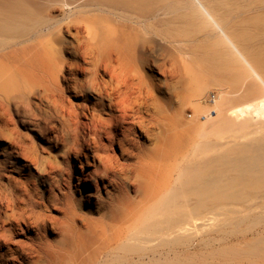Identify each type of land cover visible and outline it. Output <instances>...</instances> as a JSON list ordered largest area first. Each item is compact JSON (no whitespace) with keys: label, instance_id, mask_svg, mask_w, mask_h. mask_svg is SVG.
Here are the masks:
<instances>
[{"label":"bare ground","instance_id":"1","mask_svg":"<svg viewBox=\"0 0 264 264\" xmlns=\"http://www.w3.org/2000/svg\"><path fill=\"white\" fill-rule=\"evenodd\" d=\"M244 7L261 11L264 0H0V131L12 135L3 131L11 109L33 111L25 98L32 77L42 78L45 102L63 119L50 141L61 162L40 163L26 145L0 149V264H226L240 254L222 248L226 239L238 248L239 239L264 240V58L250 57L233 36L234 27L258 25L242 18ZM182 19L204 23L209 35L176 31ZM156 26L168 29L175 49L214 34L233 55L242 85L221 90L214 116H202L213 119L202 129L220 140L212 146L225 152L207 157L210 146L202 147L166 169L165 142L190 130L176 116L179 101L170 98L169 115L156 95L164 85L179 100L178 57L157 65L163 83L144 70L161 46ZM53 34L57 49L38 42ZM237 96L244 101L231 105ZM47 110L33 111L44 136ZM218 214L261 226L215 237L208 227Z\"/></svg>","mask_w":264,"mask_h":264},{"label":"rangeland","instance_id":"2","mask_svg":"<svg viewBox=\"0 0 264 264\" xmlns=\"http://www.w3.org/2000/svg\"><path fill=\"white\" fill-rule=\"evenodd\" d=\"M225 6L230 7V4L225 3ZM244 8L245 13L243 14L242 18H244V15L245 19L257 17L258 21L256 24L258 25L246 22L241 28L234 27L233 36L240 44V46L244 49L246 54H248L250 57L259 59V57L261 56L262 58H264V9L254 12L247 11L248 7ZM183 13H185V11L180 10L178 15ZM56 15L58 16L59 14ZM171 26H175V30L178 32H199L200 34H203L202 36L204 37H206L207 34L209 35V33H207L209 30L207 29L206 25H204V23L196 21L195 19H182L173 23ZM230 26L232 27L234 25ZM157 28L158 32L155 36H153V38L158 41L161 46L155 45L152 47L149 54L153 63L147 66L144 70L148 76L155 80L156 83H163L165 79L158 70L157 65L166 63L167 67H169L170 64L167 60L169 53H173V55H176L178 57V62L175 68L178 73L179 80L182 81L181 83H179L181 86L179 90V100L175 96H173V93L167 90L164 85H160L158 87L156 95L164 104L163 107L165 113L169 115L172 114V111H170L171 106H169V103L172 101H179L176 116L182 124V128L190 130H185L184 137H182L181 133H179V138L177 139V141H174L173 144L169 143L168 141L165 142L164 151L167 155L165 165L166 169H168L167 167H169V163H171L169 162L170 159L178 158V162L180 163L182 157L184 156V159L181 163L184 164V161H187L186 163L188 164V160L193 155L198 154V151L205 150L203 152H206L205 155L207 157L212 156L215 152H217L216 150H218L220 153L225 152L227 146L216 147L214 149V142H220V140L216 138V135H206V133L202 130L209 124L210 120L213 119L209 118V120L207 121L202 116H204L205 112H207V114L210 113L214 116L211 111L214 110L213 105H219V95H221V90H228L236 88L237 86L239 87L242 85L244 79H241L238 75H235L237 74V70L234 69V57L229 53H223L222 47H225V45L216 35L212 34L213 36L211 35V37L208 38V41L202 43L195 49L191 50L185 44H181V46H179L180 49H175L173 45L169 43L170 32L168 31V29L166 27ZM55 37V34H53L52 37H42L38 42H41V44L47 48L57 49L58 46L56 45ZM182 45L185 47H183L184 49L181 48ZM64 56L69 65L77 62L75 60H72L68 55ZM69 65L64 70V75L67 78L71 77L70 72L74 73L73 71H71L72 68ZM54 72L57 73V70H54ZM81 76L83 77V75L80 74L75 75V77L78 79L82 78ZM222 76H225V79H220L222 78ZM43 82L44 81L41 77L28 78L25 85V98L31 103V108L34 112L37 108L48 109L47 114L49 118L46 124L49 128V133L46 136L42 135V130H40L35 121L37 120L39 124L44 125L43 118L39 117L38 114H36L37 117L34 118L32 110V112L30 113L23 108H21L19 111L11 109L5 116L10 120L6 126L8 130L3 129V131L9 132V130H11L12 135L8 137L0 131V149L5 153L19 152L21 147L23 145H26L27 147L36 148V150L38 151V158L40 163L46 158L50 159L53 163H56L61 162L63 159H61L57 151H55L53 148H50V144L52 143H50V141H52L51 138L57 131V129H60L63 119L61 115L55 114L53 110H51V107L47 105V102H45L46 100L43 95V88L41 87ZM213 94L215 95V98H213ZM170 98H173L171 99L172 101L170 100ZM195 98H199L198 103L196 104H194L193 102ZM238 98L239 97L237 96L236 100L233 101L231 105L236 106L237 104H241L244 101L243 99L237 100ZM211 101L213 102L211 103ZM50 115H52V117H50ZM182 128H179L178 132H182ZM182 139H185V146H182V142H180V140ZM206 146H210L211 149L206 148ZM202 147H205L206 149H203ZM43 149L47 153H43ZM196 149L198 150L195 152ZM114 150L118 151V148L116 147ZM184 154H186V156ZM189 172L190 171H186V173H182V175L185 176L189 174ZM4 180L5 179H3V181ZM255 215L256 217H260L258 216L259 214L257 212L255 213ZM230 222H232V220L227 219L226 214H218L213 220V223L210 224L208 229H212V235L215 237H220V232L223 231L224 233L231 232L238 236L245 234L247 230L256 229L261 226L260 219L258 222H255L253 220H245L242 222V224L239 225H234L233 222ZM217 231L219 232V234ZM222 236H224L223 233ZM51 240L57 242L59 239ZM211 240L212 239H210V241ZM226 240L228 243H232L228 244L226 242L227 244H223L224 246L222 245L223 247L220 246V248H237L236 250L240 252L239 255L235 256L237 258L232 257V261L227 259V262L229 261L228 264H236V262H238L239 260L238 257H241V260H239V264L240 262L241 264H264L263 239L247 237V239H245V242L244 240L242 241V239H239L238 244L241 243L240 248H238L239 245H235V242L237 244V240ZM216 245L217 243H215V247H218ZM231 245H234L236 247ZM229 246L231 248H229ZM233 258L237 259L235 260L236 262L233 261ZM217 261L218 260H211L210 262L216 264Z\"/></svg>","mask_w":264,"mask_h":264},{"label":"built area","instance_id":"3","mask_svg":"<svg viewBox=\"0 0 264 264\" xmlns=\"http://www.w3.org/2000/svg\"><path fill=\"white\" fill-rule=\"evenodd\" d=\"M213 98H215V95L213 94ZM214 101V100H213ZM213 101H211V103L213 102Z\"/></svg>","mask_w":264,"mask_h":264}]
</instances>
